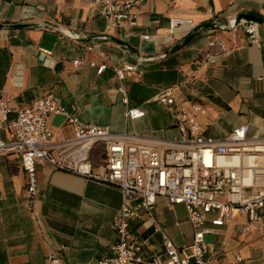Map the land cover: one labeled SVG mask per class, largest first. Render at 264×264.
Segmentation results:
<instances>
[{"label":"crops","instance_id":"0c3cea01","mask_svg":"<svg viewBox=\"0 0 264 264\" xmlns=\"http://www.w3.org/2000/svg\"><path fill=\"white\" fill-rule=\"evenodd\" d=\"M137 24L127 35L108 30L100 11L86 0H0V23H47L43 26L0 28V98L9 99L13 114L35 98L58 93L67 107L76 106L83 121L109 125L113 132H128L134 141L165 150L182 138L175 105L159 102L167 91L186 108L200 103L197 113L204 134L222 138L234 127L249 124L250 136L264 137V24L252 40L241 25L236 31L217 27L200 29L177 51L166 53L193 29L207 22L232 21L240 14L264 17V0H144L134 7ZM181 17L191 23L173 31L170 19ZM110 34L138 50L140 61L120 44L91 35ZM144 35H151L144 39ZM219 38L221 44L210 46ZM94 46L89 50L88 46ZM215 61H203L206 53ZM83 57L94 61L75 68L72 61ZM126 63L136 66L124 83L130 103L122 101L115 69ZM106 65L102 73L99 65ZM135 77H139L135 80ZM135 106L145 112L128 119L126 110ZM54 140L73 135L62 115H51ZM9 130L0 129L6 138ZM105 145L92 151L98 177H82L38 163V195L33 208L26 202L28 177L20 156H0V264H47L53 251L68 264H98L112 253L116 231L112 227L122 195L117 186L103 179ZM156 217L179 248L192 244L194 229L186 208L171 206L159 196ZM248 216L236 211L230 223L216 227L209 243L220 251L225 264H236V255L264 264V232L251 228L243 233ZM136 236L148 238L146 253L163 251V239L145 215L132 221ZM145 264H151L146 262Z\"/></svg>","mask_w":264,"mask_h":264},{"label":"built area","instance_id":"2783aa9c","mask_svg":"<svg viewBox=\"0 0 264 264\" xmlns=\"http://www.w3.org/2000/svg\"><path fill=\"white\" fill-rule=\"evenodd\" d=\"M96 7L107 22L108 30H120L130 35L137 24L133 9L144 0H86ZM217 22L222 29L236 31L239 25L258 38L259 22L241 19ZM191 20L181 17L170 19L173 31ZM264 24V23H263ZM151 35H144L149 39ZM221 44L219 38L210 46ZM89 50L94 46H88ZM216 54L206 53L203 61H215ZM75 68L86 63L95 66L92 60L83 57L72 61ZM106 65H99L102 73ZM136 70L132 63L115 69L119 80L118 91L125 104L130 103L124 81ZM139 77H135L138 80ZM159 102L175 105L178 109L177 124L182 138L171 141L167 149L157 145L134 141L136 136L128 132H113L109 125H98L80 119L76 106L67 107L56 92L35 98L29 105L16 110L9 99L0 98V129L9 130L6 138L0 137V156L16 153L20 156L28 177L26 202L33 208L38 195L37 166L45 161L56 170L82 177H98L94 172L92 151L96 144L105 145V167L103 179L121 192L122 205L112 223L116 231V242L112 253L97 261L98 264H225L219 259L220 251L206 241V235L215 233L216 227L231 222L236 211L248 216L243 233L256 228L264 232V137L250 136V125L234 127L222 138L206 136L197 119V113H205L200 103L186 108L167 91ZM145 114L131 106L125 116L135 119ZM51 115H62L73 129V135L61 141L54 140L49 125ZM2 175L0 172V179ZM167 198L169 205H183L194 229L191 244L192 254L179 248L154 217L157 197ZM5 197L0 190V200ZM148 215L154 230L161 233L163 251L146 253L150 246L148 238L136 236L132 221ZM236 264H253L241 254L236 255ZM47 264H68L51 251Z\"/></svg>","mask_w":264,"mask_h":264},{"label":"water","instance_id":"95a60500","mask_svg":"<svg viewBox=\"0 0 264 264\" xmlns=\"http://www.w3.org/2000/svg\"><path fill=\"white\" fill-rule=\"evenodd\" d=\"M241 19H247V20H252V21H256L259 23H264V17H260V16H256V15H252V14H240L238 15L234 20H232L231 23L233 24H237L240 22ZM43 26L46 27L48 29H51L53 31H59L60 33H62L60 30H58L56 27L47 24V23H37V24H7V23H0V28H21V27H32V26ZM207 27H217L220 28V25L217 22H207L204 23L200 26H197L193 29V31L187 35L181 42L177 43L176 45H174L173 47H171L169 50L166 51V53L169 52H174L179 50L180 48L184 47L185 45H187L192 38L196 35V33L202 29V28H207ZM91 37L93 38H102V39H107L113 42H116L118 44H120L121 46H123L124 48H127L128 50L133 51L134 53V57L140 61H144L147 60L145 58H143L141 56V54L138 52L137 49L131 47L127 42L112 36L110 34H97V35H91Z\"/></svg>","mask_w":264,"mask_h":264},{"label":"rangeland","instance_id":"374dc122","mask_svg":"<svg viewBox=\"0 0 264 264\" xmlns=\"http://www.w3.org/2000/svg\"><path fill=\"white\" fill-rule=\"evenodd\" d=\"M209 239H212L211 235L210 234H207L206 235V241L209 242ZM184 252L188 255L192 254V248H191V245H188L185 249H184Z\"/></svg>","mask_w":264,"mask_h":264}]
</instances>
